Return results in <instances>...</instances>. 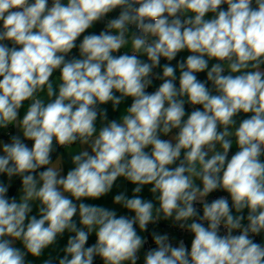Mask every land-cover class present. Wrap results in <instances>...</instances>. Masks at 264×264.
I'll return each instance as SVG.
<instances>
[{
    "label": "clouds",
    "instance_id": "obj_1",
    "mask_svg": "<svg viewBox=\"0 0 264 264\" xmlns=\"http://www.w3.org/2000/svg\"><path fill=\"white\" fill-rule=\"evenodd\" d=\"M97 260L264 264V0H0V264Z\"/></svg>",
    "mask_w": 264,
    "mask_h": 264
},
{
    "label": "crops",
    "instance_id": "obj_2",
    "mask_svg": "<svg viewBox=\"0 0 264 264\" xmlns=\"http://www.w3.org/2000/svg\"><path fill=\"white\" fill-rule=\"evenodd\" d=\"M102 29H103V24L101 23V24H97L93 29H90L89 32H95L96 34H99V32H100ZM85 34H88V33H85ZM81 39H82V37H81ZM78 42H79V41H78ZM126 50H130V44L126 47ZM74 53H76V54L78 55V49H74ZM187 55H188L187 52H183V53L179 54V56L177 57V59L185 58ZM164 62H166V61H163V60H162V63H164ZM172 63H173V65H175L176 61H173ZM157 71H159V69H157ZM58 76H59V74L56 73V74L54 75V80H55V79H58ZM198 78L201 79V80L206 79V73H200V74H198ZM157 82H158V81H157ZM157 82H154V85H153V86H155ZM130 103H131V101L128 100V101L125 103L124 106H127V105L130 104ZM187 106H188V105H186V111L190 112L191 109H190L189 107H187ZM107 107H108V109H109V118H117L118 115H119V113H113V112L111 111V106H110V105H108ZM74 150H75V148L69 149V151H74ZM60 151L63 152L64 150H63V149H60ZM235 151H236V148H235V146H234L233 149H232V152H235ZM64 167H65V172L67 171V169H68L69 167H71L70 160H69V158H68L67 153H65V164H64ZM17 184H18V182H17ZM127 187H128L129 194H130V192H131V187H132V186H131V185H127ZM13 191H14V190H13ZM116 191H117V189H114L112 194H110L108 197L102 198V199L99 200V201H88V202H89V203L100 204V205H102V206L111 207V206H112V204H111L112 195H114V194L116 193ZM223 194H224V193H216V194H213V195H223ZM144 195H145L146 197L148 196V193H147V190H146V189H145V193H144ZM159 230L162 231V232H163V231H170V229L168 228V226H167L166 223H161L160 226H159ZM173 234L176 235L177 238H179V235H180V234H179L178 232H173ZM258 239H259V238H258ZM94 242H95V236L93 235V236L90 238L89 243L91 244V243H94ZM149 242L151 243V239H150V237H149ZM186 242H187V243L189 244V246H190V237H186ZM64 244H66V237H65L64 240H61V241L59 242V245H60L61 247H62ZM29 259H31V257H29ZM34 264H40V262H39V261H35ZM140 264H142V261L140 262Z\"/></svg>",
    "mask_w": 264,
    "mask_h": 264
},
{
    "label": "built area",
    "instance_id": "obj_3",
    "mask_svg": "<svg viewBox=\"0 0 264 264\" xmlns=\"http://www.w3.org/2000/svg\"><path fill=\"white\" fill-rule=\"evenodd\" d=\"M112 15H115V13H114V14H112ZM158 83H159V82H157L155 86H153L152 88H150V89H149V91H152V90H154V88H155L156 86H158ZM187 107H189V108L191 109V107H190V106H187ZM191 110H192V109H191ZM97 264H101V262H100L99 260H97Z\"/></svg>",
    "mask_w": 264,
    "mask_h": 264
}]
</instances>
